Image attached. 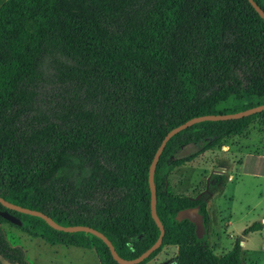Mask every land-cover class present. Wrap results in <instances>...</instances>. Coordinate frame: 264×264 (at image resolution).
I'll use <instances>...</instances> for the list:
<instances>
[{"label": "trees", "instance_id": "trees-1", "mask_svg": "<svg viewBox=\"0 0 264 264\" xmlns=\"http://www.w3.org/2000/svg\"><path fill=\"white\" fill-rule=\"evenodd\" d=\"M264 11V0H253ZM264 104V20L248 0H6L0 6V197L61 226L103 234L132 260L160 231L151 217L149 168L163 138L188 120ZM264 111L201 122L165 145L154 173L161 246L174 264H247L241 239L216 255L204 232L177 214L207 201L173 194L169 174L239 137ZM206 142L207 145L203 146ZM188 146L197 150L182 155ZM199 147V148H198ZM0 216V258L28 264L1 228L9 224L50 245L94 250L116 263L103 241L65 233L8 210ZM255 222L243 235L261 231ZM1 264V263H0Z\"/></svg>", "mask_w": 264, "mask_h": 264}, {"label": "rangeland", "instance_id": "rangeland-1", "mask_svg": "<svg viewBox=\"0 0 264 264\" xmlns=\"http://www.w3.org/2000/svg\"><path fill=\"white\" fill-rule=\"evenodd\" d=\"M195 150L197 147L188 146L182 155ZM168 179L173 194L205 197L209 217L205 233L208 245L216 255L228 252L234 240L239 238L244 262L264 264V228L243 235L253 223L264 224L262 122L254 121L241 136L226 139L192 162L175 168ZM2 227L9 245L20 247L28 264H100L94 250L50 245L9 224ZM176 254V247H164L149 264H174ZM0 263L13 264L1 258Z\"/></svg>", "mask_w": 264, "mask_h": 264}, {"label": "water", "instance_id": "water-1", "mask_svg": "<svg viewBox=\"0 0 264 264\" xmlns=\"http://www.w3.org/2000/svg\"><path fill=\"white\" fill-rule=\"evenodd\" d=\"M248 1L251 4V6L254 8V10L258 13V15L264 20V11L253 0H248ZM262 111H264V104L250 108V109H247L245 111L233 113V114L206 115V116L196 117V118H192V119L188 120L187 122L181 124L180 126L174 128V129H172L171 131H169L166 134V136L163 138L160 146L158 147V149H157V151L153 157V160H152L150 168H149V176H148V182H149V188H150L151 217H152L153 221L155 222L156 226L158 227L160 234H159V237L156 240V242L151 247H149L146 251H144L141 255L136 257L135 259L125 260V259H122L121 257H119L118 254L116 253L114 247L112 246L111 242L103 234H101L100 232H98V231H96L90 227L80 226V225L67 226V227L61 226V225L55 223L51 218H49L48 216H46L45 214H43L39 211L26 209L23 207L13 205L11 203H8L7 201H5L1 197H0V204L8 210H12V211H16V212L21 213V214L40 218L49 227H51L52 229H54L56 231H61V232H65V233L82 232V233L91 234V235L99 238L108 247L113 260L118 264H140L141 262H143L145 259H147L154 251H156L161 246L162 239L164 236V227H163L162 223L160 222V220L157 216V213H156L157 198H156V188H155V184H154V173H155L156 165L158 163V160L160 158V155H161L166 143L173 136L178 134L179 132H181V131L187 129L188 127H191L192 125H195L197 123L207 122V121L218 122V121L237 120V119H242V118L254 115L256 113H260ZM205 145H206V143L203 146H205ZM0 216L2 218H4L6 221L10 222L12 225H15L18 227H20L22 225V223L19 219H17L13 215L9 214L7 211H1ZM177 219L178 220L186 219L189 222H191L192 224H194L196 226L197 232L200 235H202L205 232V229H204L203 224H202V218L197 213V211L195 209H187V210L180 211L177 214Z\"/></svg>", "mask_w": 264, "mask_h": 264}, {"label": "crops", "instance_id": "crops-1", "mask_svg": "<svg viewBox=\"0 0 264 264\" xmlns=\"http://www.w3.org/2000/svg\"><path fill=\"white\" fill-rule=\"evenodd\" d=\"M6 0H0V6L5 2ZM264 222V221H263ZM1 228H3L2 226H1ZM3 230V229H2ZM241 246H242V243H241ZM147 264H149V263H147Z\"/></svg>", "mask_w": 264, "mask_h": 264}]
</instances>
